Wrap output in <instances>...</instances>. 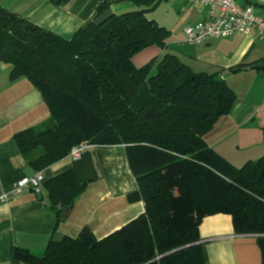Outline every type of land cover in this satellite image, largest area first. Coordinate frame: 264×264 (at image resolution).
Wrapping results in <instances>:
<instances>
[{
  "label": "trees",
  "instance_id": "trees-1",
  "mask_svg": "<svg viewBox=\"0 0 264 264\" xmlns=\"http://www.w3.org/2000/svg\"><path fill=\"white\" fill-rule=\"evenodd\" d=\"M2 0H0L1 3ZM70 0H50L63 6ZM162 0H99L98 14L131 2L136 11L111 14L71 38L34 24L0 5V62L12 81L26 78L49 107L42 128L19 132L18 148L43 171L88 142L124 146L144 213L97 239L90 228L75 238L51 239L35 256L16 248L27 264H205L199 228L204 217L231 215L237 233L257 236L264 264V157L240 168L218 155L204 137L235 107L237 95L220 72H195L166 53L141 68L132 57L150 46L167 47L170 30L147 14ZM242 68V67H239ZM74 166L43 184L62 221L86 191Z\"/></svg>",
  "mask_w": 264,
  "mask_h": 264
},
{
  "label": "crops",
  "instance_id": "crops-1",
  "mask_svg": "<svg viewBox=\"0 0 264 264\" xmlns=\"http://www.w3.org/2000/svg\"><path fill=\"white\" fill-rule=\"evenodd\" d=\"M235 1L241 6L253 7L264 16V0ZM98 3L99 0H70L56 6L50 0H2L0 5L64 38L73 37L79 28L102 22L111 14L138 10L131 2L115 3L100 15ZM156 10L161 13L155 14ZM208 11V6L162 0L154 9L152 19L170 30L167 47L144 48L132 61L141 68L157 57L173 53L195 72H220L235 91L237 101L234 109L215 123L204 140L218 155L240 168L264 157V38L253 30L246 35L236 33L208 43L186 42L183 28L206 19ZM11 69L10 64L0 62V194L8 192L21 178L29 177L26 171L33 168L21 154L15 136L32 127L42 128L51 118L40 91L26 78L12 81ZM226 71L230 72L224 74ZM91 150L98 180L87 184L86 191L59 224L43 184L74 166L69 156L41 171L45 182L40 192L10 195L8 202L0 204V264H27L13 256L16 248L41 256L51 239L75 238L84 228H90L100 240L144 213L143 201L130 202L127 198L138 187L124 146L97 145ZM199 234L205 264L263 262L257 236L237 233L231 215L217 213L204 217Z\"/></svg>",
  "mask_w": 264,
  "mask_h": 264
},
{
  "label": "built area",
  "instance_id": "built-area-1",
  "mask_svg": "<svg viewBox=\"0 0 264 264\" xmlns=\"http://www.w3.org/2000/svg\"><path fill=\"white\" fill-rule=\"evenodd\" d=\"M183 1L196 6H208V16L194 25H187L184 29L186 42L190 44L208 43L220 37H229L236 33L248 34L257 31L264 38V16L256 13L251 6H241L235 0H169ZM91 148L88 142L79 144L71 149L69 155L73 161L79 160ZM45 182L42 172L34 176L23 177L14 184L8 192L0 194V204L9 201L10 195H19L25 191L40 192Z\"/></svg>",
  "mask_w": 264,
  "mask_h": 264
},
{
  "label": "water",
  "instance_id": "water-1",
  "mask_svg": "<svg viewBox=\"0 0 264 264\" xmlns=\"http://www.w3.org/2000/svg\"><path fill=\"white\" fill-rule=\"evenodd\" d=\"M255 67L258 68L259 65L257 64ZM229 72L230 71H226L224 72V74H228ZM73 164H74L75 176L79 179L80 182L89 183L98 180L99 176L97 174L95 165L89 155L84 154L82 158H80L79 160H75ZM35 173L36 170L34 168H28L26 171V175L29 177L34 176ZM61 208H62L61 216L63 219H66L69 210L67 207H63L62 204L59 205V209Z\"/></svg>",
  "mask_w": 264,
  "mask_h": 264
},
{
  "label": "rangeland",
  "instance_id": "rangeland-1",
  "mask_svg": "<svg viewBox=\"0 0 264 264\" xmlns=\"http://www.w3.org/2000/svg\"><path fill=\"white\" fill-rule=\"evenodd\" d=\"M153 13H154V11H153V12H149V13L147 14V16H148L149 18H152V14H153ZM156 13H157V14H160V13H161V10H160V11H159V10H158V11L156 10V11H155V14H156ZM133 64H134V63H133ZM134 66H135V65H134ZM135 67H136V66H135Z\"/></svg>",
  "mask_w": 264,
  "mask_h": 264
}]
</instances>
